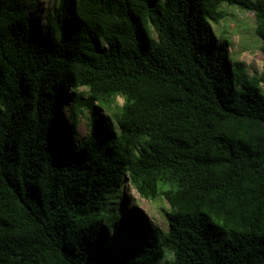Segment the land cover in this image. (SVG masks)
<instances>
[{
  "label": "trees",
  "instance_id": "1",
  "mask_svg": "<svg viewBox=\"0 0 264 264\" xmlns=\"http://www.w3.org/2000/svg\"><path fill=\"white\" fill-rule=\"evenodd\" d=\"M228 5L260 74L213 33ZM125 184L166 231L121 239ZM159 262L264 264V0H0V264Z\"/></svg>",
  "mask_w": 264,
  "mask_h": 264
},
{
  "label": "rangeland",
  "instance_id": "2",
  "mask_svg": "<svg viewBox=\"0 0 264 264\" xmlns=\"http://www.w3.org/2000/svg\"><path fill=\"white\" fill-rule=\"evenodd\" d=\"M57 0H38L39 5L45 11L52 8ZM226 17L219 23L213 24L212 30L217 38H227L229 45L227 51L232 60L240 61L245 68L248 75L260 74L262 71L263 56L260 51V37L255 33V17L253 12L239 9L235 6H225ZM122 102L121 98H118V103ZM109 111L106 109L101 110V114L109 115ZM69 111L67 109L62 110V116L64 119L68 116ZM89 131L88 125V113L85 115H79V121L75 129L73 139L76 141L81 140L87 135ZM123 199L122 208L125 211L132 210L134 212L128 213V223L133 220V226L136 232L130 233L125 231L122 233L121 239L126 242L134 241L138 238L139 233H143L145 236L141 237L145 242L155 232H163L168 228L167 217L163 212V207L167 208V204L164 200H146L141 197L135 189L129 184H125L121 197ZM109 206L111 203L109 202ZM138 214L140 215L141 223L139 224ZM111 230H108L110 236ZM120 239V240H121ZM121 240V243L123 241ZM140 240V239H139ZM138 241V240H137ZM110 244L112 243L109 242ZM158 264H163L159 262Z\"/></svg>",
  "mask_w": 264,
  "mask_h": 264
},
{
  "label": "clouds",
  "instance_id": "3",
  "mask_svg": "<svg viewBox=\"0 0 264 264\" xmlns=\"http://www.w3.org/2000/svg\"><path fill=\"white\" fill-rule=\"evenodd\" d=\"M168 258L169 259H174V257L172 256V254H169Z\"/></svg>",
  "mask_w": 264,
  "mask_h": 264
}]
</instances>
